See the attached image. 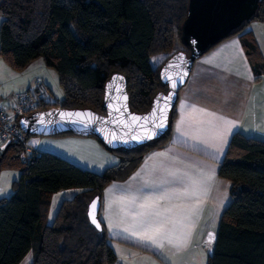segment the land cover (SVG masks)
I'll list each match as a JSON object with an SVG mask.
<instances>
[{
    "label": "trees",
    "instance_id": "1",
    "mask_svg": "<svg viewBox=\"0 0 264 264\" xmlns=\"http://www.w3.org/2000/svg\"><path fill=\"white\" fill-rule=\"evenodd\" d=\"M263 3L252 20L264 23ZM186 8L187 0H0V57L15 71L38 60L51 69L63 95L59 106L51 107L102 115L104 85L112 74H121L130 110L142 114L156 94L166 92L162 66L177 52H187L180 43ZM240 39L251 61L258 58L252 65L260 74L264 64L254 39ZM175 113L174 107L162 138L134 149L111 151L97 139L118 158L102 173L35 150L24 162L22 147L8 144L0 152V172L19 174L10 195L0 198V264H19L28 253L31 264H117L102 221L98 216L100 228L93 226L87 207L98 198L100 211L110 182L126 180L149 152L166 146ZM69 135L76 136L51 137ZM31 137L25 134L26 141ZM218 175L230 183V202L206 264H264V139L235 133ZM72 190L48 219L53 195Z\"/></svg>",
    "mask_w": 264,
    "mask_h": 264
},
{
    "label": "crops",
    "instance_id": "2",
    "mask_svg": "<svg viewBox=\"0 0 264 264\" xmlns=\"http://www.w3.org/2000/svg\"><path fill=\"white\" fill-rule=\"evenodd\" d=\"M257 25L247 24L194 62L178 93L166 146L149 152L126 180L105 187L98 216L117 264H206L219 219L230 202V183L218 175L229 142L235 133L264 138V70L254 71L252 63L258 58L251 61L240 39H254L264 64V49L254 35ZM49 73L39 60L15 71L0 57L2 105L9 107L15 93L34 91L38 82L52 96ZM38 138L28 139L32 150L56 155L82 170L102 173L118 163L94 137ZM18 174L16 170L14 177ZM74 193L54 194L48 219ZM156 229L163 233L158 237L162 247L139 238L156 235ZM31 262L28 253L19 264Z\"/></svg>",
    "mask_w": 264,
    "mask_h": 264
},
{
    "label": "water",
    "instance_id": "3",
    "mask_svg": "<svg viewBox=\"0 0 264 264\" xmlns=\"http://www.w3.org/2000/svg\"><path fill=\"white\" fill-rule=\"evenodd\" d=\"M260 2L261 0H187L186 17L180 27V43L187 52H177L162 66L159 78L166 86V92H159L154 96L147 112L138 114L130 110L125 78L114 73L104 85L103 115L87 108H51L36 113L30 121L20 118L17 123L19 129L24 134L35 137H51L64 133L94 137L111 151L134 149L162 138L168 132L170 113L176 105L180 89L187 82L194 62L211 47L249 23L256 15ZM113 77L123 79L114 82ZM110 84L113 85L111 88ZM118 89H122V92ZM124 96L127 97L126 100ZM169 96L170 100H157L158 97ZM157 107L163 110V115L158 111L156 118H153L151 114ZM69 112L91 113V117L61 115ZM134 116L149 119L134 121ZM148 136L151 138H147ZM94 201L96 206L93 210ZM93 211L98 223V198H94L87 207L88 219L97 228L89 215Z\"/></svg>",
    "mask_w": 264,
    "mask_h": 264
},
{
    "label": "built area",
    "instance_id": "4",
    "mask_svg": "<svg viewBox=\"0 0 264 264\" xmlns=\"http://www.w3.org/2000/svg\"><path fill=\"white\" fill-rule=\"evenodd\" d=\"M48 89L41 83H36L34 91H21L14 94L9 107H4L0 101V145L3 150L8 144H17L22 147L21 161H27L31 148L25 139V134L18 127V120L33 116L43 111L52 100Z\"/></svg>",
    "mask_w": 264,
    "mask_h": 264
},
{
    "label": "rangeland",
    "instance_id": "5",
    "mask_svg": "<svg viewBox=\"0 0 264 264\" xmlns=\"http://www.w3.org/2000/svg\"><path fill=\"white\" fill-rule=\"evenodd\" d=\"M1 19H2V17L0 14V21H1ZM257 22H259V21H255V19H254V20L250 21L248 24L251 25L252 27L256 26V24H259V25H257L258 27L255 29L254 35H255L257 41H259L261 43V45L264 49V23H257ZM175 46L178 50H182V46L178 42L175 43ZM261 53H262V57L264 58V54H263L264 52L262 51V48H261ZM39 62H42V61L39 60ZM44 67L47 68L45 65H44ZM47 70L50 72L48 74L47 78L49 80V83H48L49 88L52 91L51 92L52 93V99H51L52 102H50L47 106H49V107L59 106L57 101L60 102L62 100V97H63L62 91L60 89V86L58 85L56 74L51 69L47 68ZM40 75H42V74H40ZM262 86L264 88V82L262 83ZM5 93H7V91H5ZM262 112L264 113V103H263ZM43 138L44 137H39L38 139L40 140ZM262 139H264V138H262ZM14 175H16V170H14V169H12V170L9 169L0 175V197L7 196L9 193H11V191H12L11 185H12L13 179L14 180L17 179V176L14 177Z\"/></svg>",
    "mask_w": 264,
    "mask_h": 264
},
{
    "label": "snow or ice",
    "instance_id": "6",
    "mask_svg": "<svg viewBox=\"0 0 264 264\" xmlns=\"http://www.w3.org/2000/svg\"><path fill=\"white\" fill-rule=\"evenodd\" d=\"M122 79H123V77H113V81L114 82L119 81V80H122ZM112 86L113 85H111V84L109 85L110 88ZM173 86L175 87V85H173ZM118 91H121L122 92V89H118ZM124 99L126 100L127 97L124 96ZM161 99L170 100L171 99V96H169L167 98H164V97H158L157 98L158 101L161 100ZM116 110L118 111L119 109H116ZM158 111L160 112L161 115H163V110L160 109L159 107H157V108H154L153 109V113L151 114L153 118H156V113ZM61 115L62 116H67V117H72V116H76V117H82V116L91 117V113H80V112H76V113H71V112H69V113H61ZM148 119H149V117H139V116L132 117V120H134V121H139V120H145V121H147ZM74 123H75V121H74ZM160 126L163 127V124H161ZM147 138L150 139L151 137L148 136ZM95 206L96 205H95V201H94L93 204H92L93 210L95 209ZM145 206L147 207V205H145ZM89 215L92 216V223L93 224H96L97 228H99L100 225H99V223H97V220H96L94 211L93 212H90ZM155 232H156V235H144V236H140L139 238L142 239V240H149V241H151L152 244H155L157 247H162V245L159 243L158 237L161 236V235H163V233L159 229H156ZM134 235H135V233H134ZM211 239H212V234L209 233V242L211 241Z\"/></svg>",
    "mask_w": 264,
    "mask_h": 264
}]
</instances>
